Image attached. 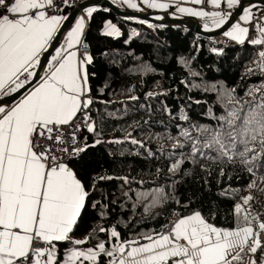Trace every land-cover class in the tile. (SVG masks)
<instances>
[{
	"label": "snow or ice",
	"instance_id": "obj_1",
	"mask_svg": "<svg viewBox=\"0 0 264 264\" xmlns=\"http://www.w3.org/2000/svg\"><path fill=\"white\" fill-rule=\"evenodd\" d=\"M62 2L65 7L72 6L70 0ZM113 2L142 10L135 0ZM141 2L152 9L167 10L171 6L159 0ZM188 2L210 3L217 9L226 2L233 11L239 7L243 12L240 21L251 24L260 33V38L248 42L264 45V27H260L259 21L252 24L257 20L253 11L255 4L245 6L242 0ZM54 6L59 7L54 5V0H0V95L10 96L21 89L27 90L26 85H31L38 76L35 69L44 67L40 61L41 53L47 51L56 38L61 21L69 19L68 16L49 15L47 10ZM83 11L91 17L97 8L85 6ZM177 11L207 18L215 28L228 24L233 16V11L208 12L178 4ZM84 22L85 17L81 16L67 33V49L82 46L80 34ZM204 27L207 29L208 24ZM105 28L108 35H120L111 22H107ZM249 32V27L234 23L223 34L243 44ZM258 56L257 67L264 71V51ZM91 61L92 57L87 53L78 58L76 51L57 48L48 62V71L39 77L40 82L27 95L8 107L4 106L8 101H0V264H84L85 261L89 264H264V213L256 210L257 198L251 191L234 205L235 223L230 228L217 227L200 211H195L187 216L177 214L167 231L145 234L146 244H140L139 240H124L115 227L109 230L104 226L92 229L84 239L73 238L90 193L68 164L61 162L54 145H63L61 152L68 151L62 126L72 124L77 114L93 103L90 98H84L89 79L86 65ZM248 71L255 70L250 68ZM248 94L252 95L253 90ZM227 95L228 104L232 106L225 105L226 114L213 117L221 122L217 128L193 126L203 140L194 138L188 129L180 134L192 141L193 162L198 155L220 164L232 163L239 158L241 164L255 175L254 169L264 166V92L258 101L253 96V102L247 106L235 100L231 93ZM184 119H188L187 116ZM93 130L89 125L88 131ZM46 141L51 143L46 144ZM70 142L75 144V132L70 133ZM132 143L138 142L133 140ZM177 146L184 147L179 142ZM205 148L209 153L203 151ZM82 151L84 148H72V154ZM179 168L180 162L170 170L175 172ZM248 188L264 193V188H260L255 180ZM168 200L169 195L163 187L137 193V203L144 205L145 212L162 207ZM258 206L264 208V204ZM92 207L96 208L97 204ZM101 216H104L103 212ZM98 233H107L109 240L99 241L83 250L68 248L58 258V242L86 245ZM35 242L44 247H34Z\"/></svg>",
	"mask_w": 264,
	"mask_h": 264
},
{
	"label": "trees",
	"instance_id": "obj_2",
	"mask_svg": "<svg viewBox=\"0 0 264 264\" xmlns=\"http://www.w3.org/2000/svg\"><path fill=\"white\" fill-rule=\"evenodd\" d=\"M109 1L120 10L134 12ZM259 8L264 6L256 5L253 11ZM141 21L104 8H97L88 19L84 40L92 57L86 68L94 130L85 133L87 147L68 166L88 186L90 197L74 239H84L92 229L104 226L115 227L124 240L141 244L147 241L145 234L167 231L177 214L195 211L217 227L230 228L235 223L234 205L250 191L257 198L256 210L264 213L258 206L264 204V193L248 188L253 180L264 188V166L254 169V175L239 158L220 164L198 155L193 162L192 141L180 134L188 129L203 140L193 126L217 128L221 122L213 117L225 115V105L232 106L228 93L245 106L253 102V96L259 100L264 71L257 67L258 53L264 45L245 41L227 47L221 43L224 34L211 38L182 24ZM107 22L120 35L106 34ZM206 23L207 29L215 28L211 20L198 19L201 29H206ZM250 68L255 71L249 73ZM178 142L184 147H178ZM203 151L209 153V149ZM178 162L180 168L171 171ZM157 187L165 189L169 200L145 212L144 205L137 203V193ZM108 240L107 233H98L86 245L59 243L58 258L68 248L86 249Z\"/></svg>",
	"mask_w": 264,
	"mask_h": 264
},
{
	"label": "water",
	"instance_id": "obj_3",
	"mask_svg": "<svg viewBox=\"0 0 264 264\" xmlns=\"http://www.w3.org/2000/svg\"><path fill=\"white\" fill-rule=\"evenodd\" d=\"M242 2L245 6H248L250 3H253L257 6H264V0H242ZM85 6L104 8V9L114 12L117 16L125 17V18H135V19H139V20L146 21L149 23L186 25L191 30H193L196 34L203 35L206 37H211V38H216V37L221 36L224 33V31L229 30L231 25L234 24L236 21H238L240 15L243 14L242 10L238 7L233 11V16L230 18L228 24L224 25L221 28H214V29L209 30V29H201L198 24V20L195 18L185 17V16L178 17V18H169L167 14H160V15L153 14L151 16L148 13H138V12L120 10L119 8H117L116 5L111 3L109 0H91L89 2H86L80 5L77 9H73L69 13L68 15L69 19L63 22V25L61 29L59 30V32L56 34V38L53 40L50 48L40 60L41 64L44 67L46 63L48 62L49 58L51 57V55L53 54L56 44L61 38L63 32L72 24V22L75 21V19L78 17V13L82 11ZM156 17H162V19H157ZM44 67L43 68L37 67L36 72L38 73V75L42 72ZM37 80H38V76L36 79L33 80L31 85H26L27 90L21 89L18 93H13L10 96L0 99V101H8V102L16 101L23 94H25L29 89H31L35 85Z\"/></svg>",
	"mask_w": 264,
	"mask_h": 264
},
{
	"label": "built area",
	"instance_id": "obj_4",
	"mask_svg": "<svg viewBox=\"0 0 264 264\" xmlns=\"http://www.w3.org/2000/svg\"><path fill=\"white\" fill-rule=\"evenodd\" d=\"M89 1H91V0H70V3L72 4V6L71 7H65L63 5L62 0H54V5L59 6V7L54 6L52 8H49L47 11H48L49 15H61V14H63V12H66V11L70 12L73 9H77L80 5H82L86 2H89ZM95 8H97V7H95ZM259 9H264V8H259ZM204 11L212 12V11H216V10H213L210 8H204ZM218 11H223V10L218 9ZM230 11H233V10L231 9ZM78 16L79 17H81V16L85 17V24L87 26L89 17L86 16V13L82 10L78 13ZM256 16H257V20H254L252 22V24H255V23H257V21H259L260 27H264V19H259L260 17H264V11H257ZM245 27H249V30H250L249 36L245 41L248 42L251 39H257L258 38L260 33L256 28L252 27L251 24H246ZM81 42H82V46L79 45L78 50H77L78 58H82L85 53H87L89 55V52H90L89 44L86 40H84V37L82 38ZM221 43L227 47H234V46H238L240 44L236 41L231 40L229 37H227L225 35L221 39ZM84 98L85 99H88V98L91 99L90 93L87 92V94ZM89 109H90V106L88 108L84 109L83 112L78 113L77 118H75L73 120L72 124L62 126L61 130L63 132V139L65 141V145L68 147V151L67 152H61L60 148L63 147V145H59V144L54 145L55 153H56V155H58L61 158V162L68 164L71 160L78 158L82 154L83 151L79 152L77 154H72V148L73 147L85 149V146H86L85 133L88 131V126L91 125V119L89 116ZM71 132H75V144L74 145L70 142V133ZM53 134L56 135L57 133H53ZM45 143L50 144L51 142L46 141ZM34 247L42 248V247H44V245L40 242H35Z\"/></svg>",
	"mask_w": 264,
	"mask_h": 264
},
{
	"label": "crops",
	"instance_id": "obj_5",
	"mask_svg": "<svg viewBox=\"0 0 264 264\" xmlns=\"http://www.w3.org/2000/svg\"><path fill=\"white\" fill-rule=\"evenodd\" d=\"M135 2L137 3V5H138V7H139V9H142V10H137V9H132V8H129L126 4H123V5H125L127 8H129V9H132L134 12H138V13H149V12H152L153 14H158V15H160V14H167L168 16H169V18H178V17H183V16H185V17H191V18H195V19H200V18H202V17H197V16H192V15H189V14H187V13H180V12H178L177 11V4L180 6V7H187V8H192V9H194V10H204V8H210V9H213V10H216V11H218V9L217 8H214L210 3H205V4H199V5H197V4H193V3H191V2H188V0H176V2L175 3H172L171 2V0H159V2H166V3H170L171 4V6L167 9V10H161V9H152V8H149V7H147L145 4H143L142 2H141V0H135ZM219 9H221V10H223L222 12H228V11H230L231 9H229L228 7H227V4H226V2H222V4H221V7L219 8ZM69 13L70 12H63V14H61V16H68L69 15ZM157 15V16H158ZM80 17L78 16L76 19H75V21L74 22H72V24L63 32V34H62V36H61V38L59 39V41H58V43L56 44V47H55V49H57V48H62V49H66L67 51H76L77 52V50H78V46L79 45H74L71 49H67V33L69 32V31H71L74 27H75V23H76V21L79 19ZM63 22L64 21H61V25H60V29H61V27H62V25H63ZM235 23H240L242 26H246V24L243 22V21H240V19L238 20V22L236 21ZM59 29V30H60ZM231 29V27L229 28V30ZM85 30H86V24H85V22H84V29H83V31H82V33L80 34V38H81V40H82V38L84 37V34H85ZM59 32V31H58ZM53 42V41H52ZM52 42H51V44H52ZM51 44H50V46H51ZM50 46H49V48H50ZM48 48V49H49ZM55 49H54V51H53V54L52 55H55ZM48 51V50H47ZM47 51H45V52H42L41 53V55H40V60H41V58L43 57V55L47 52ZM51 55V56H52ZM78 56V55H77ZM51 60V57L49 58V60H48V62ZM48 62L46 63V65H45V67H44V69L42 70V72L38 75V80H37V82L35 83V85L37 84V83H39L40 81H39V77H43L44 75H45V73L48 71ZM35 71H36V69H35ZM21 79H23V77H21ZM34 85V86H35ZM33 86V87H34ZM32 87V88H33ZM87 87V86H86ZM32 88L31 89H29L25 94H23L19 99H22L23 98V96L24 95H27V93L28 92H30L31 90H32ZM88 92V91H87ZM5 97H7V96H2V95H0V99H3V98H5ZM19 99H17L16 101H14V102H9L8 104H5L4 106L5 107H8V106H10L11 104H14L15 102H17ZM70 168V167H69ZM71 169V168H70ZM59 243H62V242H58L57 244H59ZM146 243H148V241H145V242H143V243H141V244H146ZM135 246H137V245H132V247H135ZM80 248V247H79ZM80 249H82V248H80ZM130 250V249H129ZM63 253H66V250H64V252ZM78 264H79V262H78Z\"/></svg>",
	"mask_w": 264,
	"mask_h": 264
},
{
	"label": "clouds",
	"instance_id": "obj_6",
	"mask_svg": "<svg viewBox=\"0 0 264 264\" xmlns=\"http://www.w3.org/2000/svg\"><path fill=\"white\" fill-rule=\"evenodd\" d=\"M112 3V2H111ZM71 12V11H70ZM214 29V28H213ZM209 30H211V29H209Z\"/></svg>",
	"mask_w": 264,
	"mask_h": 264
},
{
	"label": "rangeland",
	"instance_id": "obj_7",
	"mask_svg": "<svg viewBox=\"0 0 264 264\" xmlns=\"http://www.w3.org/2000/svg\"><path fill=\"white\" fill-rule=\"evenodd\" d=\"M238 22V21H237ZM107 31V30H106Z\"/></svg>",
	"mask_w": 264,
	"mask_h": 264
}]
</instances>
